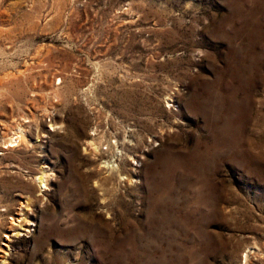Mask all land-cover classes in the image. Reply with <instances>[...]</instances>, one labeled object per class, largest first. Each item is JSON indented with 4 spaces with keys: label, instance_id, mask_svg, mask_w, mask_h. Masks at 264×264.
Instances as JSON below:
<instances>
[{
    "label": "rangeland",
    "instance_id": "rangeland-1",
    "mask_svg": "<svg viewBox=\"0 0 264 264\" xmlns=\"http://www.w3.org/2000/svg\"><path fill=\"white\" fill-rule=\"evenodd\" d=\"M0 264H264V0H0Z\"/></svg>",
    "mask_w": 264,
    "mask_h": 264
},
{
    "label": "bare ground",
    "instance_id": "bare-ground-1",
    "mask_svg": "<svg viewBox=\"0 0 264 264\" xmlns=\"http://www.w3.org/2000/svg\"><path fill=\"white\" fill-rule=\"evenodd\" d=\"M24 130H21V133L17 136H13L12 140L10 141L9 146L14 145L15 143H19L24 139L23 136ZM92 145V151L95 150L98 147L95 145L94 142H90L89 145ZM91 151V150H90ZM126 177V176H123ZM50 174L47 172L45 168H43L42 172L37 176V179L43 189H46L48 187L49 181H50Z\"/></svg>",
    "mask_w": 264,
    "mask_h": 264
},
{
    "label": "built area",
    "instance_id": "built-area-1",
    "mask_svg": "<svg viewBox=\"0 0 264 264\" xmlns=\"http://www.w3.org/2000/svg\"><path fill=\"white\" fill-rule=\"evenodd\" d=\"M113 142H114V143H117L116 140H113ZM115 145L117 146V144H115ZM104 149H106V152H107V151L110 149V148H109V145H106V147H104ZM104 149H103V150H104ZM106 152H105V153H106ZM119 154H120V152L116 149V151H115L114 153L111 154L109 160H110L111 162L116 161V159L119 158V156H118Z\"/></svg>",
    "mask_w": 264,
    "mask_h": 264
}]
</instances>
